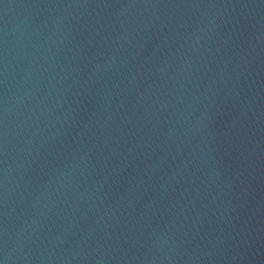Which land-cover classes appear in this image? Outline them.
<instances>
[{
    "label": "water",
    "instance_id": "obj_1",
    "mask_svg": "<svg viewBox=\"0 0 264 264\" xmlns=\"http://www.w3.org/2000/svg\"><path fill=\"white\" fill-rule=\"evenodd\" d=\"M0 264H264V0H0Z\"/></svg>",
    "mask_w": 264,
    "mask_h": 264
}]
</instances>
